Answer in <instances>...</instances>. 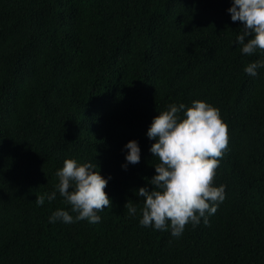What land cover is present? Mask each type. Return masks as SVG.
Masks as SVG:
<instances>
[{"label":"trees","instance_id":"16d2710c","mask_svg":"<svg viewBox=\"0 0 264 264\" xmlns=\"http://www.w3.org/2000/svg\"><path fill=\"white\" fill-rule=\"evenodd\" d=\"M232 0H0V264H264V68L245 66ZM219 109L225 199L176 237L144 227L139 187L159 163L146 135L171 104ZM182 115V113H181ZM135 140L140 162L126 164ZM65 159L93 162L112 207L66 224ZM137 208L129 215L126 202Z\"/></svg>","mask_w":264,"mask_h":264},{"label":"clouds","instance_id":"9594fccd","mask_svg":"<svg viewBox=\"0 0 264 264\" xmlns=\"http://www.w3.org/2000/svg\"><path fill=\"white\" fill-rule=\"evenodd\" d=\"M233 22L242 23V31L235 43L245 56L258 50L264 52V0H232L227 9ZM264 68V59L248 63L244 71L250 76ZM182 113V115H181ZM147 137L154 140L150 147L152 156L159 163L153 165L155 174L148 183L151 187H139L136 194L143 198L139 223L144 227L167 231L180 236L185 226H196L201 218L208 224V215L217 211L225 199L223 185L214 186L216 169L228 145V130L219 109L202 100H194L190 106L171 104L153 117ZM126 164L140 162V148L135 140L125 144ZM56 191L36 197V204L43 205L56 199L57 192L70 206L75 217L64 209H57L49 217L70 224L80 220L99 223V212L111 208L112 203L105 192L108 180L93 162L79 163L65 159L57 173ZM126 202L129 215L137 208Z\"/></svg>","mask_w":264,"mask_h":264}]
</instances>
